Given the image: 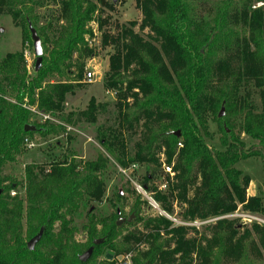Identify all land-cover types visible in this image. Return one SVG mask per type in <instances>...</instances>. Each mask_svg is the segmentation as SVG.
I'll return each instance as SVG.
<instances>
[{"label":"rangeland","instance_id":"374dc122","mask_svg":"<svg viewBox=\"0 0 264 264\" xmlns=\"http://www.w3.org/2000/svg\"><path fill=\"white\" fill-rule=\"evenodd\" d=\"M19 1L25 2L34 20L32 27L40 38L44 60L54 48L51 35L45 29L49 23L56 22L60 0H12L15 4ZM88 1L96 9L85 26L84 46L63 62L59 74L49 75L41 88L34 90V104L30 105L29 99H25L30 123L38 124L46 131L52 129V132L29 136L28 141L33 146L28 148L25 144L16 160L2 169V186L6 190L2 196L5 210L1 218L7 221L20 211L17 232L27 250L26 244L33 236H28L25 220L26 167L38 166L47 170L56 162L77 166L87 162L100 163L102 166L97 176L104 191L97 201L84 195L79 209L72 215L62 211L65 221L54 224L52 240L39 243L35 248L36 253L26 256L22 264H74L68 250L63 251L64 261L56 262L53 258L57 253L55 237L62 222H69L68 229L72 230L69 240H64L65 243L69 246L74 243L83 253L87 248L84 226L88 213L92 212L100 219H110L117 210V218H133L130 223L125 222L118 227L116 249L112 251L115 262L120 256H130L133 262V259L148 252L151 245L157 244L166 253L175 251L169 257L171 264H200L202 251L207 254L209 264H264V231L253 229L254 226L264 229V215L248 212L237 205L236 210L230 214L203 219L191 217L189 205L179 198L182 191L177 188L178 174L173 171L174 174L170 176L162 170L163 164L173 170L176 156L169 164L163 145L154 142L150 146L147 142L148 137L158 129L157 126L162 125L166 129L172 127L169 122L162 120H159V124L155 115L146 118L143 112L138 111L144 101L140 94L134 96L138 93L136 89H130V82L135 77L134 65L122 71L116 79L110 76V56L117 46L127 43L122 37L123 30L131 29L134 35L160 49V41L154 34L149 29L141 28L143 15L136 7V1ZM187 7L192 29L210 41L206 53L212 69L200 98L202 110L207 111L211 102L235 97L241 108L248 104L253 112H260L264 107L262 89L248 75L245 52L255 50L251 40L255 33L249 23L255 12L264 10V0H187ZM9 10L10 7L7 8ZM5 13L0 16V60L8 53L21 54L22 73L31 78L35 74V56L28 28L22 24L16 26L12 17ZM256 37L263 39L260 34ZM111 38L119 40L113 44ZM218 62L225 64V68L217 70ZM169 71L173 85L176 86L178 76L170 68ZM87 72L94 74L90 81L86 78ZM53 89L63 92L60 103L50 110H41L39 98ZM5 100L15 103L11 98ZM221 109L224 110L223 117L219 118L221 122L212 118L210 111L203 116L207 122L204 140L208 147L219 146L223 137L222 129H225L232 130V134L249 149L256 142L242 133L240 114H229L223 105L217 112L220 113ZM40 115L46 116L44 122ZM234 168L241 177H248L246 198H259L264 207V161L254 157L241 159ZM199 185L200 180L197 179L196 184L188 188L185 200L193 199V192ZM138 186L146 190L158 210L136 191ZM160 213H164V216ZM226 222H232L236 231L234 240L239 239L242 246L241 255L237 259L222 254L220 250L224 244L220 237L226 235L227 229L219 228L218 225ZM100 229L101 226H98L97 230ZM6 240L12 241L13 236L7 234ZM107 253L105 247L101 248L86 264H106L110 261Z\"/></svg>","mask_w":264,"mask_h":264},{"label":"trees","instance_id":"16d2710c","mask_svg":"<svg viewBox=\"0 0 264 264\" xmlns=\"http://www.w3.org/2000/svg\"><path fill=\"white\" fill-rule=\"evenodd\" d=\"M135 1L136 7L143 15L141 28L149 29L154 34L160 41V49L134 35L131 29L123 30L122 37L127 43L117 46L110 56V76L116 79L122 71H127L134 65L135 77L130 82V89H136L138 93L134 96L140 94L144 101L138 111L143 112L146 118L155 115L159 124V120H162L169 122V126L172 127L166 129L162 125L157 126L158 129L148 137L147 142L150 146L154 142L161 143L166 150L169 164L176 156L173 171L178 174L177 188L182 191L179 198L189 205V215L201 219L222 216L233 213L237 205H241L248 212L264 215V207L259 198H246L248 177H241L234 168L241 159L254 157L264 161V107L260 112H253L248 104L241 108L235 97H224L216 103L211 102L207 111L202 110L200 98L212 69L206 53L210 41L192 29L187 0ZM58 4L56 22L49 23L45 29L51 35L54 48L48 57L42 59L41 67L33 77L22 73L21 54L8 53L0 60V264H22L26 261V256L36 253V247L30 252L19 239L17 228L20 211L18 210L17 216H10L7 221L1 218L5 210L2 196L6 190L2 186V169L16 160L23 150L25 139L29 140V136L52 132V129L46 131L44 127L30 123V113L25 108V99H29L30 105L34 104L32 100L34 90L40 89L49 75L59 74L63 62L78 48L84 46L85 26L96 9L88 0H60ZM4 13L12 17L16 26L22 24L24 28L25 26L28 28V24L32 26L34 22L24 1L15 4L12 0H0V16ZM59 22L63 24L58 25ZM249 26L255 33L251 36L255 50L251 53L245 52L248 75L255 79L256 86L262 89L264 104V10L257 11L251 16ZM259 34L263 36L262 40L256 37ZM117 40L119 39L113 38L111 41L116 44ZM169 68L178 76L176 86L173 85ZM221 68H225V64L218 62L217 70ZM54 89L47 94L43 93L39 98L38 105L41 110H50L60 103L63 92ZM6 98L14 99L15 103L6 102ZM221 105L229 114L234 116L239 113L242 117V133L256 142L249 149H246L243 141L232 134V130L225 129H222L223 137L217 148H209L206 144L204 136L207 122L203 116L210 111L212 118L221 122L217 112ZM27 125L33 126L35 131L25 132L24 128ZM177 131L180 133L179 138L173 136ZM178 144L182 147L178 148ZM101 166L102 164L96 162H87L81 166L56 162L47 170L38 166L26 167L25 220L28 236L34 237L42 230L39 243L52 240L54 224L65 221L62 211L67 215L76 213L84 195L94 201L99 200L104 191L103 184L97 176ZM197 179L200 180V185L194 190L193 199L185 200L188 188L193 187ZM118 212L117 210L110 219H100L92 212L88 213L84 226L87 236L86 250L92 247V255L104 247L111 253L116 249L115 237L119 231L116 227ZM68 225L69 222H62L61 229L55 237L57 253L53 258L56 262L64 261L63 251L68 250L72 263L82 264L78 257L86 250L81 253L79 246L74 243L69 246L64 241L69 240L68 237L72 233ZM98 226H101L100 230H97ZM218 226L227 229L226 235L220 237L224 243L220 248L221 253L232 259L239 258L242 246L238 242L239 239L234 240L236 231L232 227V222ZM253 229L257 232L264 231L258 226H254ZM9 233L13 236L12 241L6 240ZM95 241H100V245L94 246ZM173 253L175 251L166 253L161 245H151L148 252L133 259V264H171L169 257ZM200 256V264H209V258L204 251Z\"/></svg>","mask_w":264,"mask_h":264},{"label":"water","instance_id":"95a60500","mask_svg":"<svg viewBox=\"0 0 264 264\" xmlns=\"http://www.w3.org/2000/svg\"><path fill=\"white\" fill-rule=\"evenodd\" d=\"M28 31L30 33V38L32 41V47H33V51H34V56H35V64H34V72H37L40 67H41V63H42V56H43V51H42V47H41V41L40 38L38 37L36 31L33 29V27L28 24ZM224 114V110L221 109L220 113L218 114V118H222ZM25 132H34L35 128L33 126H25L24 128ZM173 136L179 138L180 137V133L174 132ZM119 215V212H118ZM133 216H130L127 220H124L122 218H119L116 222V227H120L122 224L126 223H130L132 220ZM42 234L43 231L40 230L32 239H30L27 244H26V248L28 251L32 252L34 250V248L36 247V245L40 242L41 238H42ZM100 241H95L94 242V246L100 245ZM93 253V248L90 247L89 249H87L82 255H80L78 257V260L80 263L85 264L88 262V260L91 258ZM112 254L111 252L107 253V259L111 260L112 259Z\"/></svg>","mask_w":264,"mask_h":264},{"label":"built area","instance_id":"2783aa9c","mask_svg":"<svg viewBox=\"0 0 264 264\" xmlns=\"http://www.w3.org/2000/svg\"><path fill=\"white\" fill-rule=\"evenodd\" d=\"M92 76H94V74L92 72H87L86 73V78L87 80H91L92 79ZM42 117V121L46 120V116L44 115H40ZM43 121V122H44ZM25 144L28 148H31L33 145L27 140L25 139ZM178 147L181 148V144H178ZM162 170L166 173V175H170L172 176L174 173H173V170L170 166H166L163 164L162 166ZM136 191L142 195L144 198H146V200L149 202V204L158 210L157 208V205L156 203L149 197L148 193L146 192L145 189H142L141 187H137ZM161 216L163 215L164 216V213H160ZM117 258V257H116ZM108 263L110 264H133L132 260H131V257L130 256H120L119 258H117V261L115 262V259H112L110 261H107Z\"/></svg>","mask_w":264,"mask_h":264},{"label":"flooded vegetation","instance_id":"af4514ba","mask_svg":"<svg viewBox=\"0 0 264 264\" xmlns=\"http://www.w3.org/2000/svg\"><path fill=\"white\" fill-rule=\"evenodd\" d=\"M119 219V218H118Z\"/></svg>","mask_w":264,"mask_h":264}]
</instances>
